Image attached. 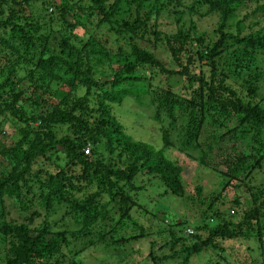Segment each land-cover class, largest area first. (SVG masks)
Here are the masks:
<instances>
[{"label":"trees","instance_id":"trees-1","mask_svg":"<svg viewBox=\"0 0 264 264\" xmlns=\"http://www.w3.org/2000/svg\"><path fill=\"white\" fill-rule=\"evenodd\" d=\"M248 9L240 19L238 12ZM164 15L174 20L173 35L160 29ZM211 15L218 25L206 40L196 20ZM250 16L258 20L245 25ZM163 43L177 70L152 52ZM159 73L179 79L187 91L177 92L169 81L154 87ZM128 98L160 125V149L126 134L114 109ZM5 116L23 126L12 146L0 145V264H81L71 240L120 252L145 241L146 264H192L204 251L219 258L209 264H220L219 242L239 238L256 240L263 250L264 179L252 182L264 176V0H0L1 123ZM62 128L68 133L59 135ZM170 149L215 173L219 189L207 210L217 202L220 209L186 225L189 236L174 216L170 226L182 236L170 230L172 254L157 257L153 234L131 213L140 191L184 197V163L169 160ZM49 157L62 165L39 168ZM142 172L158 184L136 185ZM239 191L250 200L237 194L228 200ZM193 194L189 202L206 206L200 185ZM9 201L23 222L4 219ZM229 206L231 214H242L238 223L225 212ZM59 210L60 229L51 220Z\"/></svg>","mask_w":264,"mask_h":264},{"label":"rangeland","instance_id":"rangeland-1","mask_svg":"<svg viewBox=\"0 0 264 264\" xmlns=\"http://www.w3.org/2000/svg\"><path fill=\"white\" fill-rule=\"evenodd\" d=\"M248 6V4H247ZM249 9L245 11H239L238 15L240 19H243V17L248 14ZM173 16V15H172ZM258 16H250L247 20L245 25L258 20ZM197 22V30L200 35H205V39L214 37L212 35L213 30L218 25V18L215 15H211L208 17L200 18L196 20ZM160 29L163 32H166L170 35H173L175 32V24L174 20L167 15H164L160 18L159 21ZM246 33V30L243 32V34ZM76 42V40H75ZM140 46H144V44L139 43ZM152 52L154 53L157 60H159L166 68L168 69H176V66L174 65L173 61L171 60L170 54L167 51V49L164 47V43L159 45L156 49H153ZM205 62H195L194 64V72L197 74L199 72L200 65H204ZM167 75L159 73L157 77H155L150 83L154 87L158 88H166V83L169 81V85L174 86V90L177 92H186L183 88V85L181 82H179V79L176 78H170L166 79ZM20 88L23 90H27V84L25 82H22L20 84ZM124 104H122L120 107H117L114 109L115 115L119 120L121 121L122 125L125 127L126 134H129L134 140L143 141L151 146H153L155 149H160L162 142L160 141V134L156 122L152 120L151 113L147 110L139 107L136 102L132 98H128L123 101ZM41 110V109H39ZM122 114H119V111ZM135 113L142 114V119L140 115H135ZM8 118H5V120L1 123L0 122V145H4L5 147L12 146L16 140L18 139V129L21 125V123L17 121H13L10 119L9 116H5ZM4 118V117H3ZM1 118V119H3ZM0 119V121H1ZM134 124V128H137L138 131H133L132 127ZM129 128V129H128ZM136 130V129H135ZM67 132L66 128H62L61 132H59V135H65ZM176 135H179V133H175L172 137V140L176 146H181L179 139L176 141ZM240 152H244L248 154V150L243 148L242 146L238 147ZM166 157L171 161H176L180 165H184L183 167V181H184V197L178 198L175 196H172L170 193L165 194L164 198L158 199L156 198V194L153 193L151 190L147 189V186H154L157 185V182H154L152 178L149 176H144L143 172L138 175V177L135 179L134 183L138 186H141V188H146V193H149L151 195L150 199L146 200L143 199V197H146V193L142 194L140 191L137 194L138 204L132 211V216L135 218L141 228L148 232L152 233V240L155 242V255L157 257H163V256H169L172 254L170 248H171V242H173L172 237L169 235L170 230L173 232L174 235H177L178 237H181V233L177 232L176 227H171L170 222L172 223L174 220V216L176 219H179V222H185V225L183 228L180 226V229L184 230L186 228V225L192 224L193 221L199 222L200 221V215L206 211V216L204 219L207 220V218L211 215V212L216 210V208L220 209L219 202L215 203L210 207L212 209L211 211L207 210L208 204H209V197L213 196L215 192L219 189V179L215 175L214 172L211 170H199V166L195 165L194 161H189L188 158L182 154L178 153L174 149H170L165 151ZM215 162L219 164V167L221 170H225V166L222 164L221 156L215 155ZM227 157V156H226ZM232 157V155H231ZM230 159V157L228 158ZM60 160L55 159V157H49L48 161L40 162L39 168L47 169V170H55L57 165H62ZM0 171L4 172L2 169V166H0ZM264 179V176L261 178L260 176L256 175V177L253 179V185H261V180ZM200 185L202 187V194L201 199H203V202L206 204V206H200L198 201L191 203L188 201L190 195L194 192V186ZM157 190V189H156ZM160 192V191H159ZM158 192V193H159ZM77 193V192H76ZM240 196L243 201L246 203L248 200H250L248 194H245L242 191H239L238 193H232L228 195V200L231 201L234 195ZM25 195V194H24ZM194 195V194H193ZM192 195V196H193ZM27 196V195H26ZM79 197V196H78ZM196 198V197H194ZM157 203V206H156ZM12 205V206H11ZM143 207V209H142ZM147 208V210H145ZM14 202L9 201L8 204L6 202L5 205V217L4 219L6 221H9L13 219L14 221L17 220V222H23L24 218L20 219V217L16 214ZM157 210V211H156ZM229 214L232 216L231 221L234 223H238L242 219V214L238 215L237 213L231 214V208L226 207ZM61 211L59 210L57 214L51 215V220L55 221L57 223L56 228L60 229L63 227L62 223L59 221V218L61 216ZM160 215V219L162 224L157 221V218ZM70 221V219L66 218L64 221ZM39 222V220L37 221ZM218 221L212 223V228L216 226ZM165 230V232L156 234L153 232L156 230V228ZM182 232V231H181ZM251 235H254V233H251ZM91 240V239H90ZM187 240V239H186ZM180 243L177 242L175 246L173 247L174 250H177L180 247ZM222 247V257L225 258V261H222L220 264H264V244L262 246V251L259 250L260 244L253 239H236L233 241H223V243L219 242V249ZM2 247H0L1 249ZM172 248V249H173ZM70 250L72 253H77V261L81 264H146L147 254L149 251V247L147 242L142 241L141 243H136L130 250L121 251L120 249L111 248V249H103V248H91L89 240L82 241V240H71ZM69 250V251H70ZM263 254H262V253ZM67 253V252H66ZM132 254V255H131ZM131 255V256H130ZM216 260L219 259L217 255H214L211 251H204L199 256L194 257L191 260L192 264H209L208 260ZM211 260V261H212ZM213 260V261H214ZM255 260V262L253 261ZM162 264H177V260L164 262Z\"/></svg>","mask_w":264,"mask_h":264},{"label":"built area","instance_id":"built-area-1","mask_svg":"<svg viewBox=\"0 0 264 264\" xmlns=\"http://www.w3.org/2000/svg\"><path fill=\"white\" fill-rule=\"evenodd\" d=\"M84 153L85 154H88L89 153V149H85V151H84ZM192 233H193V231L190 229V228H187L186 230H185V234L186 235H192Z\"/></svg>","mask_w":264,"mask_h":264},{"label":"clouds","instance_id":"clouds-1","mask_svg":"<svg viewBox=\"0 0 264 264\" xmlns=\"http://www.w3.org/2000/svg\"><path fill=\"white\" fill-rule=\"evenodd\" d=\"M184 233H185V230H184ZM186 235V234H185ZM188 236V235H187Z\"/></svg>","mask_w":264,"mask_h":264}]
</instances>
